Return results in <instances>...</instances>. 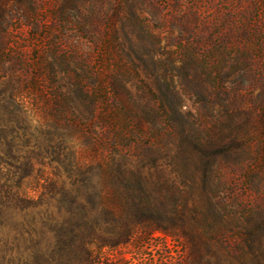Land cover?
<instances>
[{
    "label": "rangeland",
    "instance_id": "374dc122",
    "mask_svg": "<svg viewBox=\"0 0 264 264\" xmlns=\"http://www.w3.org/2000/svg\"><path fill=\"white\" fill-rule=\"evenodd\" d=\"M16 149L30 196L74 161L141 177L143 224L172 234L98 264H264V0H0L1 160Z\"/></svg>",
    "mask_w": 264,
    "mask_h": 264
},
{
    "label": "trees",
    "instance_id": "16d2710c",
    "mask_svg": "<svg viewBox=\"0 0 264 264\" xmlns=\"http://www.w3.org/2000/svg\"><path fill=\"white\" fill-rule=\"evenodd\" d=\"M15 152L6 161L0 157V264H98L103 248L125 244L140 230L172 234L143 224L142 217L153 208L143 196L141 177H124V163L116 166L118 176L94 180L92 172L100 165L74 161L69 166L77 174L69 178L70 185L54 175L39 191L31 188L36 195L30 196L25 186L34 163ZM8 168L16 169L14 179L3 177ZM176 214L183 217L185 210L180 207ZM174 234L188 236L183 227Z\"/></svg>",
    "mask_w": 264,
    "mask_h": 264
}]
</instances>
